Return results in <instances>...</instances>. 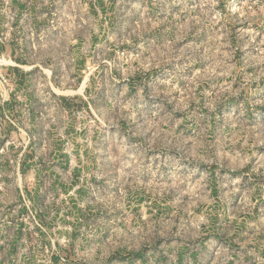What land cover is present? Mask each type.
<instances>
[{
	"label": "rangeland",
	"instance_id": "rangeland-1",
	"mask_svg": "<svg viewBox=\"0 0 264 264\" xmlns=\"http://www.w3.org/2000/svg\"><path fill=\"white\" fill-rule=\"evenodd\" d=\"M0 264H264V0H0Z\"/></svg>",
	"mask_w": 264,
	"mask_h": 264
}]
</instances>
